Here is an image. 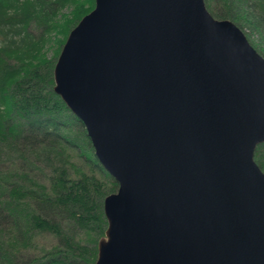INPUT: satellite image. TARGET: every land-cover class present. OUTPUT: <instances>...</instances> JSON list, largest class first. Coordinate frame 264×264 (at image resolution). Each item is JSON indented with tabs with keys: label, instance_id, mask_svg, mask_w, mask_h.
I'll list each match as a JSON object with an SVG mask.
<instances>
[{
	"label": "water",
	"instance_id": "1",
	"mask_svg": "<svg viewBox=\"0 0 264 264\" xmlns=\"http://www.w3.org/2000/svg\"><path fill=\"white\" fill-rule=\"evenodd\" d=\"M52 90L117 188L94 264H264V58L203 0H93Z\"/></svg>",
	"mask_w": 264,
	"mask_h": 264
},
{
	"label": "trees",
	"instance_id": "2",
	"mask_svg": "<svg viewBox=\"0 0 264 264\" xmlns=\"http://www.w3.org/2000/svg\"><path fill=\"white\" fill-rule=\"evenodd\" d=\"M203 2L264 58V0ZM92 7L93 0H0V264L95 262L103 198L117 184L52 90L56 55ZM253 159L264 171V142Z\"/></svg>",
	"mask_w": 264,
	"mask_h": 264
},
{
	"label": "rangeland",
	"instance_id": "3",
	"mask_svg": "<svg viewBox=\"0 0 264 264\" xmlns=\"http://www.w3.org/2000/svg\"><path fill=\"white\" fill-rule=\"evenodd\" d=\"M53 47H54V42L52 41V43L51 44H49L47 47H46V55H45V57L46 58H48V59H50V58H52V56H53V53H52V51H54L53 50ZM58 55V54H57ZM57 55H56V57H57ZM56 59V58H55ZM262 172H264V171H262ZM101 238V237H100Z\"/></svg>",
	"mask_w": 264,
	"mask_h": 264
}]
</instances>
